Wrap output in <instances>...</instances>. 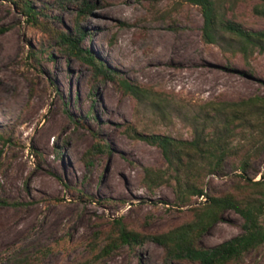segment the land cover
I'll return each instance as SVG.
<instances>
[{
    "label": "rangeland",
    "instance_id": "1",
    "mask_svg": "<svg viewBox=\"0 0 264 264\" xmlns=\"http://www.w3.org/2000/svg\"><path fill=\"white\" fill-rule=\"evenodd\" d=\"M22 1L40 10L35 19L22 11ZM78 1L91 7L80 17V27L91 32L83 46L117 75L165 98L170 109L123 94L110 80L94 79L87 64L61 48L54 33L73 31ZM213 1L222 18L264 31L255 0ZM202 25L201 8L189 0H0V198L7 202L0 204V264H77L86 258L99 260L95 264H165L153 242L121 245L96 257L115 219L135 231L157 233L189 219L188 208L205 199L194 197L191 205L177 207L173 181L148 188L144 168L165 171L166 162L156 146L134 134L189 139L187 110L264 95V54L241 52L227 33L208 43ZM181 35L198 66L244 74L250 85L191 91L180 79L143 76L161 39ZM180 110L182 116L176 115ZM95 143L108 144V151L87 157ZM256 167L262 172L264 162ZM225 170L226 175L204 180L207 193L234 189L237 178L229 163ZM110 171L116 187L108 185ZM260 172L251 174L258 179ZM241 221L233 210L223 212L199 245L239 234ZM232 264H264V244Z\"/></svg>",
    "mask_w": 264,
    "mask_h": 264
},
{
    "label": "trees",
    "instance_id": "2",
    "mask_svg": "<svg viewBox=\"0 0 264 264\" xmlns=\"http://www.w3.org/2000/svg\"><path fill=\"white\" fill-rule=\"evenodd\" d=\"M201 8L203 15L202 38L208 43L220 42L223 33L236 40L237 49L247 48L264 54V31L249 30L240 23L222 18L213 0H189ZM255 10L264 15V0H255ZM72 32L54 33L61 48L70 56L87 64L94 79L112 81L123 94L137 100L147 98L166 111L171 105L160 95L117 75L103 60L83 46L86 35L80 27V17L91 8L80 3ZM21 9L35 19L40 10H34L26 1ZM1 31V30H0ZM170 109V108H169ZM184 119L192 129L189 139H178L167 134H139L138 137L156 146L166 162V170L144 168V183L148 188L173 181L175 205L186 207L194 197L205 199L188 208L190 218L173 227L157 232L142 233L115 219L114 231L105 232L104 245L98 247L96 257H103L121 245L130 247L153 242L163 252L165 264L187 261L193 264H232L239 262L250 251L264 244V169L256 167L264 162V95H254L237 101H210L196 109L187 110ZM181 110L176 115H181ZM108 144H93L87 157L108 151ZM229 163L236 176L235 187L218 195L205 191L203 182L209 176L226 175ZM252 173L260 172L258 179ZM7 203L0 198V204ZM233 210L242 218L241 232L213 246H201L198 241L211 226L223 218V212ZM96 245V244H94ZM98 245V244H97ZM97 251V250H96ZM16 264H31L32 260H14ZM99 260L86 258L77 264H95Z\"/></svg>",
    "mask_w": 264,
    "mask_h": 264
},
{
    "label": "bare ground",
    "instance_id": "3",
    "mask_svg": "<svg viewBox=\"0 0 264 264\" xmlns=\"http://www.w3.org/2000/svg\"><path fill=\"white\" fill-rule=\"evenodd\" d=\"M159 43L160 49L156 50L153 58L146 62L147 66L142 68V74L147 78L180 79L185 81L187 88L191 91L211 90L216 84L250 85V81L244 74L219 73L198 66L190 59L192 46L184 35L179 36L178 40L172 41L167 37L162 38ZM41 145L46 146L45 140H42ZM116 178L113 172H108V185L116 187L118 184ZM51 187L55 189L53 186Z\"/></svg>",
    "mask_w": 264,
    "mask_h": 264
}]
</instances>
